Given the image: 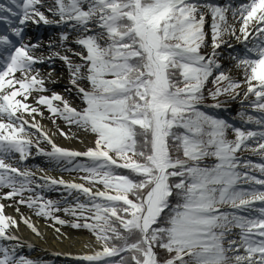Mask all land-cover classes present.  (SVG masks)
Here are the masks:
<instances>
[{
	"label": "snow or ice",
	"instance_id": "obj_1",
	"mask_svg": "<svg viewBox=\"0 0 264 264\" xmlns=\"http://www.w3.org/2000/svg\"><path fill=\"white\" fill-rule=\"evenodd\" d=\"M10 4L19 11L0 4V13L19 17L20 25H64L75 33L73 43L81 51L73 55L81 62L74 64L59 52L37 56L39 44L14 46L0 36V45L14 48L0 68V190L8 189L0 192V200L19 197L14 203L53 225L69 223L56 212L72 216L71 227L87 229L100 245L92 254L73 257L79 264H264V178L238 170H258L264 177V163H245L237 156L251 150L264 158V131L242 130L201 110L205 99L215 101L209 107L219 108V97L236 99L246 85L244 98L254 96L251 107L264 114V44L248 49L256 58L238 60L242 85L223 71L214 75L221 68L216 50L226 43L223 36L236 35L226 9L198 0H54L47 9L49 18L40 10L43 0ZM208 13L212 51L205 55L201 48L206 46ZM239 16L245 40L250 26L264 36V0H251ZM12 31L23 40L22 28ZM69 38L68 32L61 34V47ZM54 56L68 66L78 107L59 94L33 95L47 91L34 65ZM209 82L214 89L206 97ZM30 99L47 109L60 136L72 138L57 120L90 134L93 145L85 151L59 147L36 121L44 113ZM246 120L264 128V115L255 120L248 115ZM229 129L235 139L228 138ZM45 142L50 151L40 147ZM32 148L64 171L81 174L74 180L83 183L37 177L31 169L16 166L13 154L22 163ZM57 187L68 196L76 193V203L61 208L36 193ZM4 208L0 203V240L16 241L9 229L18 227V221L5 215ZM21 222L41 235L30 218L21 215ZM157 249L167 253L162 262ZM0 264L35 262L18 257L15 247L0 246Z\"/></svg>",
	"mask_w": 264,
	"mask_h": 264
},
{
	"label": "bare ground",
	"instance_id": "obj_2",
	"mask_svg": "<svg viewBox=\"0 0 264 264\" xmlns=\"http://www.w3.org/2000/svg\"><path fill=\"white\" fill-rule=\"evenodd\" d=\"M250 1L251 0H198L199 3L226 9L225 16L227 23L235 27L236 35H224L223 40L226 41V43L222 44L221 48L216 50V59L220 65H223L224 67L222 71H224V73L231 78L239 77L243 72V68L237 67L238 60L243 59L241 54L248 53V49L254 48L257 44H264V36L258 35L256 32L252 31L251 26L249 28L250 34L247 40L244 39L243 41V36L239 32V27L241 26L239 10ZM0 4H4L5 6L13 7L15 9V6L10 4V0H0ZM53 4L54 0H43V6H40V10L49 18L52 17L51 13H49L47 9L48 7H52ZM234 12L237 13L235 17H233ZM0 20L4 23H8L9 25L13 24L11 25L12 28H22L23 43L39 44L40 47L35 50V55L48 57L53 52H59L60 55H68L74 64L81 62L78 56L73 55L74 52L81 51L80 47L73 43V40L76 38L75 33L71 32V30L66 28L64 25H45L43 22H28L25 25H20L19 17H13L10 13H0ZM28 27L34 28L37 34L35 35L34 32L29 33ZM45 30H47V32L43 34L42 32ZM63 30H66L65 32L69 33L70 38L64 43V46L61 47L60 36L64 33ZM51 34L53 36L48 37V35ZM236 36H240V39H236ZM16 38L20 39L19 37ZM39 38H47L48 43L45 44L37 42L36 40ZM2 46L3 45H0V52ZM67 49H71V51H67ZM34 68L39 71L40 76L45 80L44 87L47 89L44 93H33L34 96L41 94L51 96L55 93L63 96L64 99L68 100L73 107H78L80 105L78 94L73 88V85L70 83L68 66L63 60L59 59L58 56H54L51 60L46 59L44 63L34 65ZM17 76H19V73H17ZM254 100V96L248 98L247 100H243L242 96L238 99H231L230 97L224 98L223 100H220L221 106L216 110L229 119L227 121L228 124L237 123L243 130L258 132L262 129V127L256 125L255 123H249L246 120L248 115L253 116L252 113L258 114V112L251 107ZM29 103L34 106L41 107V110L44 113V118L36 116V121L41 124L44 130L51 136L54 143H56L59 147L75 151H85L88 147L93 145V138L90 134H85L84 132L77 130L75 127L69 129L65 126L62 120H57L59 128L63 129L72 138L65 139L63 136H60L57 131V126L53 125L51 120L48 118L50 114L47 109L42 106L35 105V101L32 99L29 100ZM241 113L245 114L243 119L241 118ZM253 118L254 120L256 119L255 117ZM32 131H34V129ZM53 133L56 134L53 135ZM227 134H230V129ZM40 147L45 151L51 150V146L46 142L41 143ZM13 155V162L16 166L21 169L25 167L31 169L33 172H36L37 177L46 174L57 179L63 178L66 181L80 183L79 179L74 180L76 177L75 173L64 171L62 166L57 165L48 157L37 155L35 148H32L31 155L22 163L19 162L18 154ZM37 169H42L43 171L37 172ZM40 182L43 183V181ZM7 191L8 189L0 190V192ZM36 193L41 195L44 200L59 202L61 208L71 205L72 203L74 204L75 196L77 195L76 193H73V196H68L67 192L60 187H57L56 190L36 189ZM25 195L28 194L25 193ZM18 199L19 197H16L13 200H0V203L5 205V215L18 221V227L9 229L10 234L17 236L18 240H0V246L7 247L9 250L15 247L18 257L23 256L26 259H31L35 262V264H64L65 262L77 263L78 261L73 257L84 254H92L94 251L100 250V245L96 243L95 237L91 233L87 234L81 230L75 231L74 228L71 227V222L74 220L72 216H67L63 211H60L55 215L68 221L69 223H66L65 225H53V221L45 220L43 217L36 216L33 210L29 209L25 205L14 203V201ZM80 202H85V198L83 196H80ZM17 207L20 209L19 213L16 211ZM225 210L231 211V209L227 208ZM21 215L30 218L31 222L40 231V236H36L23 222H21ZM241 215H247V213H241ZM56 228L60 229L59 233L56 232ZM17 245H19V247H16Z\"/></svg>",
	"mask_w": 264,
	"mask_h": 264
},
{
	"label": "rangeland",
	"instance_id": "obj_3",
	"mask_svg": "<svg viewBox=\"0 0 264 264\" xmlns=\"http://www.w3.org/2000/svg\"><path fill=\"white\" fill-rule=\"evenodd\" d=\"M251 3V2H250ZM211 23H212V19H211V14L210 13H208L207 15H206V19H205V26H204V31H205V33H206V37H205V45L206 46H204V47H202L201 48V52L203 53V54H205V55H209V54H211V51H212V48H211ZM28 29H30V33H35V34H37V32H35V29L34 28H32V27H28ZM47 30H45L44 31V33L46 32ZM66 30H63V32H65ZM43 33V32H42ZM53 35L51 34V35H48V37H52ZM47 37V38H48ZM47 38H39V39H37L36 41L37 42H40V43H48V39ZM235 39V38H234ZM254 53V52H253ZM242 57L243 58H256L255 57V53H254V57H250V56H248L247 54L246 55H242ZM224 69V67H223V65L221 66V68L219 69V70H217V72L216 73H214V75L215 74H218L220 71H222ZM224 72V71H223ZM214 77H210V81H211V79H213ZM231 78V77H230ZM231 79H233L234 81H238V82H240L242 85H244V71L242 72V74H241V76H239V77H235V78H231ZM246 85L245 86H243L241 89H239L238 91H240L241 92V95L240 96H242V99L243 100H247L248 98H251V97H253L252 95H249L248 96V98L247 99H245L244 98V96H243V92L244 91H246ZM209 89H214V86L212 85V83L211 82H209L208 84H207V86H206V90H205V94H207V90H209ZM239 96V97H240ZM239 97H236V99H238ZM224 98H229V96H221V97H219L218 99H219V101L220 100H223ZM217 119H222V118H217ZM223 120V119H222ZM231 134V135H230ZM230 134H227L228 135V138L229 139H235V136H234V133H232V131H230ZM248 143H252V141H249ZM250 153L251 152V150H247V151H240V152H238V153ZM254 155V154H253ZM256 156H258V155H256ZM261 159L263 160L262 162L261 161H256V160H253V159H251L250 161L252 162V163H264V158H262L261 157ZM249 161V160H248ZM247 160L245 161V163L246 162H248ZM244 162V161H243ZM208 163H211V161H208ZM239 171H241V172H243L244 170L246 171V170H248L249 171V173L250 174H252V175H255V176H257V177H259V178H262L261 177V174L259 173V171L258 170H252V169H247V168H243V167H241V168H239L238 169ZM252 172V173H251ZM75 175H76V177H78L79 175H81V174H78V173H75ZM79 182L80 183H83V181H81V180H79ZM86 186H90V185H86ZM74 203H75V200H74ZM73 204V203H72ZM56 213H58V212H56ZM55 213V214H56ZM45 219V218H44ZM45 220H47V219H45ZM74 230L75 231H77V230H81L82 232H84V233H87V234H90V232L87 230V229H84V228H80V229H75L74 228ZM64 264H69V263H67V262H65Z\"/></svg>",
	"mask_w": 264,
	"mask_h": 264
},
{
	"label": "trees",
	"instance_id": "obj_4",
	"mask_svg": "<svg viewBox=\"0 0 264 264\" xmlns=\"http://www.w3.org/2000/svg\"><path fill=\"white\" fill-rule=\"evenodd\" d=\"M205 96L207 97V94H205ZM206 101H212L210 99H205ZM210 115V114H209ZM122 172H124L125 170H120ZM116 243H119V242H116ZM157 252L159 254V258L161 260V262L163 261L164 258H166L167 256V253H165L164 251L160 250V249H157ZM113 259H118V258H113Z\"/></svg>",
	"mask_w": 264,
	"mask_h": 264
},
{
	"label": "water",
	"instance_id": "obj_5",
	"mask_svg": "<svg viewBox=\"0 0 264 264\" xmlns=\"http://www.w3.org/2000/svg\"><path fill=\"white\" fill-rule=\"evenodd\" d=\"M212 109H214V110H215V108H212ZM69 264H79V262H77V263H72V262H69Z\"/></svg>",
	"mask_w": 264,
	"mask_h": 264
}]
</instances>
